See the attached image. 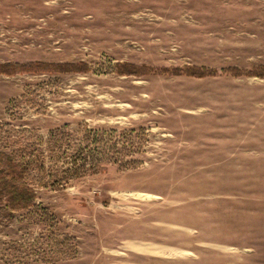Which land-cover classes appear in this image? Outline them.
<instances>
[{
    "label": "rangeland",
    "instance_id": "1",
    "mask_svg": "<svg viewBox=\"0 0 264 264\" xmlns=\"http://www.w3.org/2000/svg\"><path fill=\"white\" fill-rule=\"evenodd\" d=\"M33 62L82 65L0 74V264H264V0H0Z\"/></svg>",
    "mask_w": 264,
    "mask_h": 264
},
{
    "label": "trees",
    "instance_id": "2",
    "mask_svg": "<svg viewBox=\"0 0 264 264\" xmlns=\"http://www.w3.org/2000/svg\"><path fill=\"white\" fill-rule=\"evenodd\" d=\"M82 64H72V63H55V64H46L42 62H33L29 64H19V63H3L0 64V74L10 76L13 73H67L77 71ZM127 68L128 65L124 64ZM122 64H116L119 72H122ZM172 74H177L183 72L189 76L197 75L201 77L205 69H196V67L183 66L181 69H172L170 70ZM7 201L9 205L13 208L21 209L29 206L34 198L33 190L25 187L24 184L20 183L17 186L14 185H5Z\"/></svg>",
    "mask_w": 264,
    "mask_h": 264
}]
</instances>
